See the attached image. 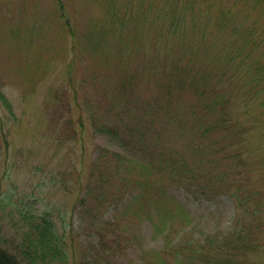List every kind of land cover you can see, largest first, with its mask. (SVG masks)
<instances>
[{
    "label": "rangeland",
    "instance_id": "374dc122",
    "mask_svg": "<svg viewBox=\"0 0 264 264\" xmlns=\"http://www.w3.org/2000/svg\"><path fill=\"white\" fill-rule=\"evenodd\" d=\"M232 25L264 34V0H0V245L32 208L77 264H204L213 250L264 264V73L251 82L243 62L241 121L258 126L243 152L205 112L199 77L181 75L189 60L220 70ZM167 201L187 219L159 216Z\"/></svg>",
    "mask_w": 264,
    "mask_h": 264
},
{
    "label": "trees",
    "instance_id": "16d2710c",
    "mask_svg": "<svg viewBox=\"0 0 264 264\" xmlns=\"http://www.w3.org/2000/svg\"><path fill=\"white\" fill-rule=\"evenodd\" d=\"M171 25L172 27L177 26L174 22ZM260 29V27L252 28L249 25L243 27L232 25L227 27L228 33L235 35L238 42L236 43L237 47L235 50L233 47V52H227L225 48L218 50L221 54L228 57L227 60H223L219 63L221 67L220 70L215 72L213 67L207 70L206 68L204 69L203 65L195 67L193 60H189L181 69L183 72L181 75L184 73L189 75V72L192 71L193 79H196L197 76L199 77L197 82L199 88H201L202 97L207 100L206 104H208L205 112L208 114H210L208 111L217 113L215 123L218 127L222 128V130L227 131L226 133L230 136L233 134V140L239 143L242 152L244 143L243 137L251 138L252 130L258 127L249 130L247 127L243 126L241 119L244 114L250 111L248 106H246V100L243 94V62H250L248 68L253 70L251 82L255 84L258 83L262 79V74L264 73V66L260 63V58L254 56L256 55L259 57L264 53V48L256 52V48L259 45L264 46V34L261 33ZM232 44L235 43L232 42ZM180 53L183 56L186 55L182 45ZM236 60L240 61L242 66H240L239 69H231L230 63ZM252 62H255V67H252ZM248 81L250 82V80ZM260 91L263 90L260 89ZM1 98L12 115H14L12 104L6 96L2 94ZM261 104L260 102V105ZM234 106L241 112L237 114V117L235 116L236 114H232ZM202 123L206 126V129H208L211 124L209 119ZM263 135L264 132L262 136ZM146 168H148L147 165ZM184 182L191 184L192 180ZM154 183L155 181L148 178L147 185H144L147 186V190L152 194L151 200L162 197L161 188L159 189L158 186L152 188L153 185H155ZM232 192V196L235 197V199H239V204L243 209V191L238 188L237 191ZM148 195L145 188L140 191L137 197L141 201L143 197L149 201ZM172 202L176 203V209L172 208ZM157 209V213L159 216L162 215V218L163 216L171 217L175 215L181 216L182 219L186 220L188 217L185 207L180 202L167 201L162 203L160 209L159 206H156V210ZM18 214L20 216L18 223H20L22 227L21 238L14 244L12 250L0 245V264H77L72 261L66 239L64 235L61 234L52 213L49 211L38 213L32 208H20ZM242 220L243 217H238L235 225L241 227ZM205 252L209 253L205 254ZM213 252L214 250L203 252L204 255L201 256L200 259L204 264H254L247 255H245V257L243 256V260H239L234 255H231L232 257L229 255L221 258L219 256V252L221 251H217L216 253ZM224 253L225 252H223V254Z\"/></svg>",
    "mask_w": 264,
    "mask_h": 264
}]
</instances>
